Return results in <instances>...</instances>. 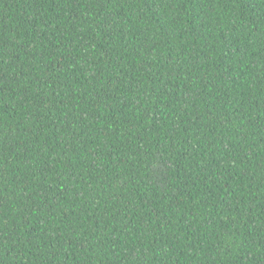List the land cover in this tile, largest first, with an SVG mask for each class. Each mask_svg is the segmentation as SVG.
<instances>
[{"label": "trees", "instance_id": "obj_1", "mask_svg": "<svg viewBox=\"0 0 264 264\" xmlns=\"http://www.w3.org/2000/svg\"><path fill=\"white\" fill-rule=\"evenodd\" d=\"M0 264H264V0H0Z\"/></svg>", "mask_w": 264, "mask_h": 264}]
</instances>
